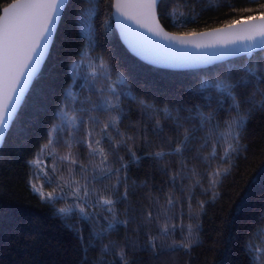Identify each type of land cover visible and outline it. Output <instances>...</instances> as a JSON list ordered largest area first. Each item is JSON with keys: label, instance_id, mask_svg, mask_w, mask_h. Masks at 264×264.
Listing matches in <instances>:
<instances>
[{"label": "trees", "instance_id": "obj_1", "mask_svg": "<svg viewBox=\"0 0 264 264\" xmlns=\"http://www.w3.org/2000/svg\"><path fill=\"white\" fill-rule=\"evenodd\" d=\"M11 1L0 0V12ZM111 4L67 1L48 57L5 136L0 148V264H262L264 110L248 101L264 99L256 91V77H264V50L194 70L155 68L123 47ZM157 14L167 30L191 33L261 16L264 0H164ZM225 76L233 83L250 81L235 89L238 110L217 87ZM110 86L119 94V109L111 115L119 112L121 122L109 129L111 142L104 138L101 146L109 156L107 167L121 169L115 188L117 177L101 176L100 157L90 156L87 143L80 142L89 131L92 139H101L108 115L93 104L114 99ZM259 87L264 89V81ZM61 107L66 117L58 114ZM166 113L179 116L182 126ZM201 113L211 117L203 127ZM91 116L99 118L98 126ZM238 116L247 117L239 129V154H233L230 173L211 188L209 174L229 167L220 160L224 145L219 133ZM54 125V143L40 155L39 165H31ZM121 139L126 145L117 146ZM213 150L216 155L210 156ZM156 152L164 155L156 157ZM69 153L76 163L61 159ZM57 184L64 198L55 201L41 199L32 187L43 186L48 193ZM82 186L89 191V205L98 196L114 204L87 207V219L76 208L59 214L61 207L83 203L73 194L81 187L83 196ZM165 225L172 229L167 234ZM186 237L196 241L191 248L168 247Z\"/></svg>", "mask_w": 264, "mask_h": 264}, {"label": "snow or ice", "instance_id": "obj_2", "mask_svg": "<svg viewBox=\"0 0 264 264\" xmlns=\"http://www.w3.org/2000/svg\"><path fill=\"white\" fill-rule=\"evenodd\" d=\"M66 0H15L14 3L9 4L7 7L3 8V15L0 16V133L3 132L7 126L8 121L12 118L13 113L16 111V106L20 102V98L24 93L25 87L28 85L29 81L32 79L33 75L37 72L40 66L41 57L44 55V50L48 45V38L52 34L53 28L56 24L57 17L59 16ZM164 0H145V2L138 3L135 5H130L131 7H138L145 9V17L154 22L155 20V9L157 4L163 5ZM128 7L127 5L122 6L117 4V8ZM264 20V14L259 17ZM249 20H255L256 17H249ZM235 23H241V21H236ZM244 23H247L246 21ZM233 26L229 25L228 29ZM255 26H248L244 29L249 35L246 37L248 39H253L256 35L264 37V31L255 32ZM260 28H264V24L260 25ZM215 35L218 36H231L233 33L227 31L226 29H216L214 30ZM167 36L166 33H164ZM201 36L209 35L207 33L199 34ZM171 38V37H169ZM100 68H104V63L99 65ZM264 71V69H261ZM255 75V73H253ZM244 81V84L250 81H245L241 78L240 81L235 83L231 82L230 78L225 76L221 84L217 85L221 88L232 101V109L238 110L240 107L239 101H237L235 89L237 86ZM264 81V77H256V91L259 92L261 97H264V89L259 87V84ZM109 91L114 94V99L104 98L99 104H93V109L100 110L108 115V119L104 122L103 127L100 130L101 139H92L93 132L89 131L85 140L80 141L81 143H87L90 156L95 158L100 157V164L97 166L98 172L101 176L105 178H111L116 176V184L113 187H117L120 184V177L118 173L121 171L120 168L112 169L107 167V161L109 159L108 153L105 148L101 146V140L107 138L110 142L112 136L109 133V129H116V127L121 122V115L118 112L117 115H111L113 110L119 109V94L115 93V88L110 86ZM249 103L253 107H257L259 110H264V99L261 101H256L254 96L249 98ZM143 103V102H141ZM251 111V109L249 110ZM58 114L66 117L67 112L64 107L58 109ZM172 119L176 120L177 126H182L180 124L179 116L171 117L170 113H166ZM202 117L201 127H203L205 122L211 120V117ZM93 125L98 126L100 124L99 118L95 116L89 117ZM246 116H238L236 119L227 123L226 131L219 133L218 140L223 141V154L220 156V160L223 163H227L229 167L223 168L218 167L215 171L211 172L209 186L214 188L216 184L220 182V177L222 175L229 174L231 171V166L233 162V154H239V129L243 127L246 123ZM82 124L83 121H80ZM218 128V125L216 126ZM57 131V126L54 125L50 130V136L48 144H46L29 163L33 166L40 164V155L45 149L49 148L50 145L54 143L52 134ZM193 132L195 129L192 130ZM117 135H122L118 131ZM185 141L190 139V134L185 133ZM117 146L126 145L124 139L116 141ZM71 147V144H68ZM187 147V144H184ZM131 152V149H128ZM175 151L180 152L181 148L177 147ZM133 158H135V153H131ZM156 157H162L163 152H156L154 154ZM216 152L213 150L210 156H215ZM71 153L62 157L61 159L69 160L70 163H76L75 160L70 159ZM123 159V158H120ZM83 167V166H82ZM55 171V169H53ZM46 177V182L52 183L51 177L44 174ZM175 179V177H173ZM33 191H37L40 194L41 199L48 201H55L57 199H63L62 195H59L57 189L62 193V186L57 184V187L53 189L52 192L45 193L41 186L37 189L35 185H32ZM84 195H80L81 187H77L73 190V194L77 200L83 203L68 205L66 207H61L57 209L59 214L66 215L73 211V208L78 209L79 213L85 218H88V213L86 208L89 206L95 207L96 205L112 206L114 201L105 196H98L94 204L89 205L87 197L89 191L86 186H82ZM126 196V193H125ZM171 202V201H170ZM202 208V204H201ZM107 211H112L111 207L107 208ZM150 215V214H149ZM175 226H173L174 228ZM170 229L167 225L162 229L165 234L169 233ZM191 236V227L189 228V237ZM187 240V242H185ZM196 241L189 238H184L180 242L173 241L169 248H191L192 244ZM260 251V249H257ZM121 260H124V253L120 254ZM127 264V261H124ZM262 264H264V259H262Z\"/></svg>", "mask_w": 264, "mask_h": 264}, {"label": "water", "instance_id": "obj_3", "mask_svg": "<svg viewBox=\"0 0 264 264\" xmlns=\"http://www.w3.org/2000/svg\"><path fill=\"white\" fill-rule=\"evenodd\" d=\"M67 1L68 0H66V3L57 17L52 34L48 38V45L44 50V55L41 57L37 72L25 87L24 93L16 106V111L13 113L12 118L8 121L3 132L0 133V148L33 81L41 71L48 57ZM14 2L15 0L11 1L9 4ZM142 2H145V0H112L111 17L114 29L123 47L130 55L149 66L164 70L187 71L206 68L216 63L264 50V37L256 35L253 39H248L246 37L249 33L244 31L246 27L253 25L255 26V32L264 31V28H260V25L264 24V20H261L259 18L260 16H256L255 20L246 18L239 20L241 23H235V21L202 31L176 33L167 30L161 24L157 14L159 4H157L155 9L154 22L145 17V9L130 6ZM117 4L122 6L127 5L128 7H121L118 9ZM3 8L0 12V16L3 15ZM245 21L247 23H244ZM229 25L233 27L228 29ZM216 29H226L233 34L231 36H218L213 34ZM164 33H166L167 36H165ZM201 33H207L209 35L201 36L199 35Z\"/></svg>", "mask_w": 264, "mask_h": 264}, {"label": "rangeland", "instance_id": "obj_4", "mask_svg": "<svg viewBox=\"0 0 264 264\" xmlns=\"http://www.w3.org/2000/svg\"><path fill=\"white\" fill-rule=\"evenodd\" d=\"M249 55V54H248Z\"/></svg>", "mask_w": 264, "mask_h": 264}]
</instances>
